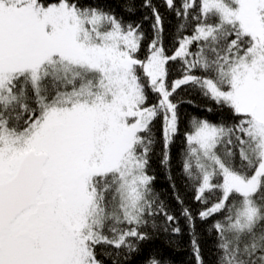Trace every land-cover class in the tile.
<instances>
[{
  "label": "snow or ice",
  "instance_id": "6c2138e0",
  "mask_svg": "<svg viewBox=\"0 0 264 264\" xmlns=\"http://www.w3.org/2000/svg\"><path fill=\"white\" fill-rule=\"evenodd\" d=\"M164 4L176 18L171 54L144 0L153 36L141 57V25L100 4L0 0V264H121L150 229L179 235L181 218L195 264H206L197 218L210 221L212 264H264V0ZM185 86L227 116L190 118L181 167L202 207L171 183L177 217L149 161L160 122L172 180L178 109L194 105Z\"/></svg>",
  "mask_w": 264,
  "mask_h": 264
},
{
  "label": "trees",
  "instance_id": "16d2710c",
  "mask_svg": "<svg viewBox=\"0 0 264 264\" xmlns=\"http://www.w3.org/2000/svg\"><path fill=\"white\" fill-rule=\"evenodd\" d=\"M93 4H100L101 6L110 9L116 15L123 18L126 22L133 24H140L145 33V41L142 45L139 55L143 57L146 51V45L153 36V16L148 8L143 6L144 0H88ZM152 4L156 6L161 13L164 20V45L166 50L171 54L173 48V34L175 31L176 18L166 8L164 0H152ZM133 8V11H129ZM147 16L148 19L144 17ZM169 79L179 77L178 71L179 61L170 62ZM187 90H179V94L194 102L193 104L182 103L178 109L180 114V134L175 138L171 145V162L170 173L172 180L168 179V172L160 164V153L162 152V128L160 122H157L155 128V136L157 143L150 154V174L156 177L154 181V188L160 194V198L165 200L174 210V214L179 217V205L174 199V190L170 186L175 184V190L180 194L184 200V204L188 206L194 213L199 210L202 205L194 200V189L192 181L188 180L182 172L181 163L184 158L186 150L185 132L189 129L190 118L199 117L205 118L212 122H218L227 116V112L222 110L213 101L201 96L199 92L191 89L190 86H185ZM211 108L212 111H207ZM158 225H163L162 220L157 221ZM210 221L196 220V231L199 236V243L201 246V254L204 256L206 264H212L214 260L213 248V233L209 232ZM181 233L179 235L172 231H164L161 228L150 229V239L140 242V253L129 256L126 260L121 258V264H144V258L150 253L155 255L162 261V264H195V259L191 248V234L188 225L184 223L183 218L180 219ZM106 264H111V261L106 259Z\"/></svg>",
  "mask_w": 264,
  "mask_h": 264
}]
</instances>
